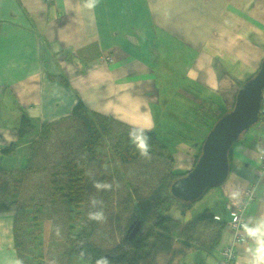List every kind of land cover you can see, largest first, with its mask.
I'll use <instances>...</instances> for the list:
<instances>
[{
    "label": "crops",
    "instance_id": "0c3cea01",
    "mask_svg": "<svg viewBox=\"0 0 264 264\" xmlns=\"http://www.w3.org/2000/svg\"><path fill=\"white\" fill-rule=\"evenodd\" d=\"M263 58L264 0H98L91 9L85 0H0V149L15 148L13 155L0 152L1 164L22 168L42 123L82 102L133 125L150 124L158 150L171 146L175 171H188L210 129L183 116L211 102L216 120ZM177 73L181 82L162 80ZM178 95L191 109L173 107ZM23 112L35 130L21 137ZM263 155L260 121L233 144L227 179L200 206L226 222L220 243L187 254L183 264H222L233 192L240 199L256 182L248 220L264 216ZM192 216L190 210L180 218ZM13 222V211L0 213V264H18ZM249 243L238 245L233 264Z\"/></svg>",
    "mask_w": 264,
    "mask_h": 264
},
{
    "label": "trees",
    "instance_id": "16d2710c",
    "mask_svg": "<svg viewBox=\"0 0 264 264\" xmlns=\"http://www.w3.org/2000/svg\"><path fill=\"white\" fill-rule=\"evenodd\" d=\"M216 108L208 102L191 111L206 113L207 119L197 122L210 129L223 115L214 120ZM132 126L78 102L71 113L42 123L22 168H6L0 160V213L14 212L18 264H35L36 232L43 236L41 264H73L75 257L87 264H96L101 257H107L109 264H183L187 254L218 246L226 222L213 212L204 210L187 221L180 218L193 202L175 198L171 184L189 170L175 171L172 154L167 147L166 152L158 150L152 130L150 158L141 157L129 140ZM19 129L21 137L35 130L25 112ZM105 146L111 152V173L99 151ZM0 152L13 155L15 148L3 147ZM200 154L201 150L195 162ZM97 181L112 187L97 190ZM93 199L100 203L93 206ZM100 209L105 215L102 222L88 218L90 211ZM73 214L80 224L74 234ZM139 221L140 230L130 239L129 228ZM220 255L223 260L221 251ZM235 260L236 256L231 264Z\"/></svg>",
    "mask_w": 264,
    "mask_h": 264
},
{
    "label": "water",
    "instance_id": "95a60500",
    "mask_svg": "<svg viewBox=\"0 0 264 264\" xmlns=\"http://www.w3.org/2000/svg\"><path fill=\"white\" fill-rule=\"evenodd\" d=\"M264 91V58L257 72L237 90L233 106L214 122L202 144L193 167L171 184L173 196L191 203L211 187L225 182L230 172L229 153L252 126L261 121L260 108ZM141 221L129 228V238L139 232Z\"/></svg>",
    "mask_w": 264,
    "mask_h": 264
},
{
    "label": "clouds",
    "instance_id": "9594fccd",
    "mask_svg": "<svg viewBox=\"0 0 264 264\" xmlns=\"http://www.w3.org/2000/svg\"><path fill=\"white\" fill-rule=\"evenodd\" d=\"M98 0H85V7L94 8ZM151 130L150 124L133 125L129 132V140L132 145L138 150L141 157L150 158V145L148 132ZM94 187L97 190L111 189V184L94 182ZM239 198L238 192L231 194V199L237 201ZM99 201L93 199L92 205L95 206ZM90 220L102 222L105 215L102 209L98 211H90L88 214ZM241 231L249 246L245 248L243 256L237 261V264H264V216L249 219L241 224ZM96 264H109L107 257H101L96 261Z\"/></svg>",
    "mask_w": 264,
    "mask_h": 264
},
{
    "label": "rangeland",
    "instance_id": "374dc122",
    "mask_svg": "<svg viewBox=\"0 0 264 264\" xmlns=\"http://www.w3.org/2000/svg\"><path fill=\"white\" fill-rule=\"evenodd\" d=\"M162 77H163L162 80L165 83H167L168 81H179L181 79V73H177V74H162ZM169 77H171V79H169ZM181 81L182 80H180V82ZM236 83H237V81L234 82V85H236ZM174 90H176V89H174ZM233 104H234V102H233ZM233 104H232V106H233ZM173 107L175 109H179L180 111H182L184 108H187V109L191 108V106L185 105V103L183 101V97L181 95H178L176 97V99L174 100ZM182 113L184 114L185 112H182ZM224 113L225 112H222V114H224ZM206 116H207L206 113H202L201 111L199 113H196V114L191 112V113L183 116V120H185L187 122V124H190L192 127L196 128V125L194 123H196L198 118H201V119L206 118L207 119ZM166 117L170 121H174L176 116H174V115H166ZM108 143H111V141H109ZM168 145L170 146V144H168ZM105 147H108V148H105ZM105 147L103 149H99V151L102 153V157H103V160H104V162L106 164V168H107L108 172L111 173L113 171V166H112L111 157H110L111 152H110L109 146H105ZM170 147L167 146L169 152L172 150V148H170ZM217 188H218V186L209 188L208 191H206L200 199H198L195 202H193V205H192L191 209H189L187 212L190 213V210H192V215H196L199 212H201L204 208H200V206L211 203V196L216 192ZM170 214H171V212H170ZM173 214H178L177 209H173ZM72 219H73V223H75V225H76V227L74 229L73 228L71 229L72 230V234H74V233H77L79 231L80 224L78 223V220H77L78 218H77L76 214H73ZM38 227H41V223L38 224ZM34 238H35V240H34L33 250H34L35 264H41L40 263L41 262L40 255H41V245H42V241H43L42 232H36ZM52 243H53V241L48 242V244H52ZM87 263H88L87 260L79 258V257H75L73 259V264H87Z\"/></svg>",
    "mask_w": 264,
    "mask_h": 264
},
{
    "label": "built area",
    "instance_id": "2783aa9c",
    "mask_svg": "<svg viewBox=\"0 0 264 264\" xmlns=\"http://www.w3.org/2000/svg\"><path fill=\"white\" fill-rule=\"evenodd\" d=\"M46 3H50L54 0H42ZM260 119L264 121V91L263 100L260 108ZM264 163V155L262 156ZM255 184L252 182L249 184L240 199L231 202V220L229 222L231 237L227 243L222 247L221 253L224 256L222 264H231V261L235 258L238 245L241 244L245 238L241 231V224L248 221V210L255 197Z\"/></svg>",
    "mask_w": 264,
    "mask_h": 264
}]
</instances>
